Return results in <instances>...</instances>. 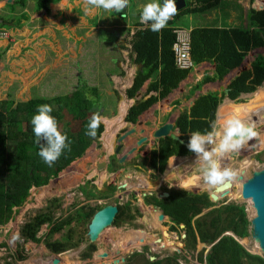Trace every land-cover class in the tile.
<instances>
[{
	"label": "rangeland",
	"instance_id": "rangeland-1",
	"mask_svg": "<svg viewBox=\"0 0 264 264\" xmlns=\"http://www.w3.org/2000/svg\"><path fill=\"white\" fill-rule=\"evenodd\" d=\"M187 1L185 0L186 3ZM256 1L218 0L217 9L209 13H218L215 17L210 16L207 19L205 16L183 15L173 22V26H193L194 29L216 26L222 30H245L248 28L247 18L252 13L251 8L256 7ZM149 2L152 0H129L126 17L113 18L112 12L91 6L86 13L83 0H0V100L11 101L9 109L15 108L17 103L33 98H60L63 110L59 129L67 127L71 133L73 129H78V123L71 121L67 111L76 102V94L79 92L78 80L80 84L83 81L86 87L96 90L97 104L102 106L106 119L113 117L119 107L114 119L102 122L104 125L100 149H96L92 143L79 159L61 170L46 185L36 189L30 188L22 204L11 209L10 217L3 224L0 223V264H50L51 260H56V264H144L155 261L160 264H206L199 259L205 258L212 244L196 242L192 246L186 243L184 228L181 229L180 226H174L173 229L165 226L167 236L163 237L160 229L151 223L152 212L150 208L143 207L140 196L142 192L145 195L150 194L147 198L152 202L154 196L162 200V192L206 194L207 197L210 192L216 193L215 189L207 188L202 179H198L196 188L182 187L184 179L201 175L199 166L193 163L194 154L175 156L180 159L168 163L169 168L167 161L158 168L157 148V154L151 156L149 162L141 160L140 155H137V159L131 158L134 156L132 153L129 162V159H125L124 163L119 164L117 161L120 151L117 146L120 144L117 143V138L129 128H136L139 120L140 126L144 127L143 135L152 139L150 133L158 124L168 121L174 124L182 110L189 108L199 96L209 92L215 93L217 105L223 99L234 105L245 103L257 87L263 84L260 88L264 90V80L253 84V80L243 79L242 84L248 90L251 88L249 93H234L230 97L227 93L224 94L223 90L227 89L234 78L239 75L246 76V68L254 56L264 57V46L251 48L242 57L241 64L233 67L214 61L208 62L209 60L202 62L201 66L195 67L198 72L190 71L189 77L187 75L176 89L150 106L140 117L141 120L136 119L135 123H128L127 127L122 122L127 109L123 101H126L125 92L130 88L136 70L131 61L133 56L129 45L133 40L131 34L134 29H128L126 32V29L116 28L111 24H123L126 18H137L138 8L142 9V6ZM261 3H264V0H261ZM96 29H100V32ZM116 32L118 36L113 39ZM203 39L200 35L195 45L190 43L189 48L201 44ZM205 78L208 83L213 80L212 84L203 82ZM199 81L201 84H198ZM149 82L150 80L144 82L137 91L139 98L145 99L149 95H145ZM132 100L136 101L129 99L130 105ZM236 109L241 119L239 105ZM254 130L258 133L253 139L254 149L248 151L245 145L239 153L221 160V166L228 165L227 168H232L236 173V187L229 184L228 188L232 195L227 194L216 202L210 201L208 197L212 206L202 210L191 220V229H195V222L200 223L202 219L207 221L212 216L206 214L208 211L218 210L230 204L243 205L247 219L250 217L247 203L239 197L240 180L237 178L240 174L243 178L246 177L251 171L250 168H261L264 164V122L259 126L254 125ZM139 148L137 149L141 152L142 149ZM252 151L257 152L254 157L251 156ZM98 152L103 155L96 158ZM152 160L155 161V166H152ZM101 162L111 164L108 175L105 174L104 168H96L95 163ZM86 178L89 180L86 181ZM93 188L97 192H94ZM91 190L93 198H100V194L105 195V198L98 201L100 205L95 203L97 200L87 197ZM86 199L91 200L85 201ZM104 203L120 207L125 204L121 207L119 219L102 230L100 237L94 242L88 241L86 236L90 217L80 218L78 223L63 225L59 231L50 234L48 240L46 237L49 226L48 229L38 228L35 234V238L39 240L37 243H25L20 237L22 226L36 214L49 213L52 220L63 221L71 215L76 217L75 213L81 215L88 210L94 213ZM144 204L146 206L145 202ZM224 233L220 236L232 239L245 253L259 255L251 246L247 228L246 236L239 240L242 245L236 241L239 238L232 233L227 232L234 237ZM67 234H70L68 243L73 246L67 247L61 255L55 253L56 256H52L53 253L45 245L61 241ZM165 237L172 245L156 243L155 240L163 242ZM89 245L92 246L91 250H88ZM166 251H169L167 257L163 255ZM102 254L105 257H101ZM149 258H152V262Z\"/></svg>",
	"mask_w": 264,
	"mask_h": 264
},
{
	"label": "trees",
	"instance_id": "trees-1",
	"mask_svg": "<svg viewBox=\"0 0 264 264\" xmlns=\"http://www.w3.org/2000/svg\"><path fill=\"white\" fill-rule=\"evenodd\" d=\"M198 2V4H201L199 8L189 9L186 7L180 15H176V18L205 11L215 7L217 4V0H198ZM256 3V8L261 6V0H257ZM125 11L126 9L122 10L121 13L112 12V15L114 17H123ZM247 19L248 28L245 30L232 28H228V30H206L203 28L192 30L190 32V43L195 45L200 34L204 38L201 44L190 48V56L194 64L209 60L208 62L214 61L227 67H233L239 64L242 57L251 48L264 46V7L260 11H252ZM171 24L172 22L169 21L168 25L160 32H152L145 27L136 31L133 35L130 50L134 55L131 61L132 64L136 65V71L130 88L125 92L126 98L131 99L146 80H150V82L146 87L145 95L153 94L147 96L142 102H137L128 108L125 116V121L128 123L133 124L140 113L147 110L158 100L165 98L188 73L187 71L178 70L173 65L171 44L174 41V36L171 33ZM215 74L213 73V75ZM245 74L246 76L239 75L230 82L227 87L228 96L232 97L234 93L250 92L251 88L248 90L242 84L243 79H251V81H254L253 84L264 80V57L256 56L251 64V72L246 71ZM203 82L208 83L206 78ZM77 83L79 92L76 94V102L69 107L67 113L70 115L71 121L78 123V129H73V133H70L67 127L59 129L62 133L67 134L71 142L70 150H64L61 157L52 167H48L37 155L39 147L35 143L31 118L35 114L37 105H51L53 107L52 115L56 118L59 128V121L62 118L61 111L63 110L62 100L60 98H33L17 103L13 109H9L11 101L0 100V223H4L10 217L13 207H18L22 204L30 188L46 185L58 172L75 159L80 158L91 142L95 141L102 132L103 126L100 124L95 138L85 135L91 115L97 110L103 116L104 113L102 106L97 104L96 90L86 87L83 81L80 84L78 80ZM198 84H201V82ZM86 94L94 97V101L86 99ZM248 102L250 103L239 105L241 119L248 125L252 123L255 126H259L264 122V108H261L264 106V95L257 92ZM227 103L230 102L226 101L225 104ZM225 104L222 106L224 114H221L220 120L231 115V107H234L233 113L237 115L236 105L232 103L230 106H225ZM216 106L218 107L215 93H208L199 96L189 108L182 110L178 114L174 121V128L179 131V138L184 144L187 145L190 133L193 131L202 133L206 130L211 131L210 126L213 121H216ZM155 153L157 154L154 151L152 156ZM191 154L186 146L168 138L161 139L159 140L157 154L159 160L158 168L163 165L169 156L174 157L167 159L166 164L177 160L178 157L175 156L183 157ZM151 163L152 166H155L154 160ZM235 179L228 183L236 187ZM214 189L216 190V188ZM227 194L232 195L230 191ZM87 197L93 198V192H88ZM99 197L102 199L105 198V195L100 194ZM152 205L158 207L163 215L170 217L171 222L175 226H183L184 241L186 243H190L192 246L196 242L198 244H212L205 258H200V261L203 260L206 264H264L263 259L247 252L245 253L232 239L220 236L223 232H230L239 239H243L246 236L248 223L243 205L230 204L218 210L208 211L206 214L212 216L207 221L202 219L200 223L195 222V229L190 227L191 220L199 215L202 210L209 209L212 206L206 194L192 195L185 194V192H172L168 193L165 199L152 200ZM150 211L153 212L152 210ZM121 212V208H119L114 222L119 219ZM75 215L76 217L71 215V217L65 218L63 221H54L49 213L36 214L28 223L22 226L20 237L25 242L37 243L39 240L35 238V234L38 228L42 225H47L50 226L46 237L48 240L50 234L59 231L63 225H68L70 222L78 223L80 218L86 219L90 217L92 211L88 210L81 215L75 213ZM157 215L153 212L151 220L156 223L161 231H164L165 228L161 226L163 218L158 220ZM69 235L62 237L61 241L48 243L45 247L52 253H62L67 247L73 246L68 243ZM164 235L165 233H163V237ZM166 238H164L162 243L167 246L172 245L165 240ZM87 247L88 250L92 249L91 245ZM144 264H160V262H145Z\"/></svg>",
	"mask_w": 264,
	"mask_h": 264
},
{
	"label": "clouds",
	"instance_id": "clouds-1",
	"mask_svg": "<svg viewBox=\"0 0 264 264\" xmlns=\"http://www.w3.org/2000/svg\"><path fill=\"white\" fill-rule=\"evenodd\" d=\"M83 4H84L86 13L89 11V6L97 8V9H102L109 13L111 12L121 13L122 10L126 9L129 6V0H83ZM261 6L264 7V3H261ZM260 7L258 8L252 7L251 10L254 12L260 11L263 9L262 8L259 10ZM184 9H185V6H184ZM183 10L178 12L175 0H162V3L160 2V0H152V2L146 3L142 6V9L139 13V21H140V24L144 25L147 29H150L152 32H160L162 29H164L168 25V22L170 21L172 22L171 33L174 29H177V28L188 31L189 44H190V32L192 30H196L197 28L195 29L193 28L192 30H190L189 28L173 26V22L179 19V18H176V15H180V13ZM193 68L194 67L190 68L189 70H184V71H187L189 73L190 71L193 70ZM209 83H212V82H209ZM86 99L94 101V97H92L91 95H87V94H86ZM126 100L128 101L129 99H126ZM52 112H53V107L51 105H48V104L37 105L35 114L31 118L32 131L35 136V143L39 147V151L37 155L42 159V161L48 167H52L56 163V161L61 157L64 150L66 149L70 150V143H71L69 141L67 134L62 133L59 130L58 122L56 118L52 115ZM102 122H106V118L101 115L99 110L95 111L91 115V118L87 124L85 135L95 138L97 136V129L99 128L100 124H102L103 126ZM210 127H211V131L206 130L203 133L200 131L191 132L186 147L190 153L194 154L195 159L193 160V163L199 166V171L201 175L196 177V179H202L204 184L208 188L214 189L220 186H224L228 182H231L235 178V175H236V173L232 169L227 168V167H222L221 160L224 159L225 157H229L231 154L239 153L245 145L248 147V151H251L252 149H254L255 141L253 140V138L256 137L258 133L254 130V125L246 124L236 114L230 115L220 121H213ZM102 132H103V129H102ZM102 132L99 134V137L95 141L91 142V144L92 143L94 144L95 148L97 144L101 145L100 139L103 134ZM252 140L254 141V144L252 146H249L248 143ZM136 141L137 140H135L133 144L125 152H123V149L121 146L119 149L121 150L120 157L125 155L131 147H134V144ZM120 144L122 145V141L120 142ZM138 147L141 148V146H138ZM138 147H135V150ZM154 151L157 152V150H154ZM100 154L103 155V153H100ZM256 154H257L256 151L251 152L252 157H254ZM127 156L128 155H126V157ZM169 158L170 156L166 158V161ZM247 158H250V157L247 156ZM99 164H102V162ZM95 165H96V168L98 169L97 167L98 164L95 163ZM252 168L257 169L258 167H252ZM98 170H101V169H98ZM107 172H109V170L108 171L105 170V174H107ZM146 189L148 188L146 187ZM94 192H97V191L95 190ZM165 194H167L168 196V193H165ZM144 195H145L144 192H142V195L140 194L142 199L144 198ZM167 196L165 198H167ZM226 196L227 194H225L222 198H218L217 200H222ZM88 200H91V199H86L85 201H88ZM94 200H97L95 203L99 204L98 201H100L101 199L98 198ZM105 205L107 204L104 203L101 207ZM114 206L117 207L118 205H114ZM113 222H114V219H113ZM40 227H44V229H46L48 226L42 225ZM180 227L181 229L183 228L182 225H180ZM164 233L166 235V232ZM181 238L183 239L184 236H182ZM160 242L161 241L159 240L156 243L160 245ZM59 255H61V253H59ZM52 256H56L55 253H53ZM254 256L261 258L260 255H254ZM202 263H204L203 260H202Z\"/></svg>",
	"mask_w": 264,
	"mask_h": 264
},
{
	"label": "water",
	"instance_id": "water-1",
	"mask_svg": "<svg viewBox=\"0 0 264 264\" xmlns=\"http://www.w3.org/2000/svg\"><path fill=\"white\" fill-rule=\"evenodd\" d=\"M162 3V0H160ZM176 7L178 12L184 9L185 1L184 0H175ZM263 6L259 8L262 9ZM219 91V90H217ZM223 93L226 94L227 90H223ZM139 94L136 93L134 98L137 99L136 102H141L142 99H139ZM135 102H132L131 105H135ZM129 125L128 123H126ZM172 124L166 122L162 125L157 126L151 133L150 137L152 140L166 139L168 138L171 141H175L180 145L186 146L179 139V131L175 130V132H171ZM134 133V128H129L125 131V133L117 139V143L120 144L122 140H124L129 135ZM146 141L145 137H140L134 144V147H131L125 155L118 159V163L124 162L126 155H131L135 151V147L140 146ZM254 141H250L248 143L249 146H252ZM122 145H118L117 148L120 149ZM97 149L101 148L100 144L96 145ZM102 166H99L98 169H102L105 167V163L102 162ZM251 171L248 175L243 179L242 176H238V180L241 181L240 193L239 197L241 200L247 203V206L252 210V215L247 219V233L250 239L251 246L253 249H256L260 255V257L264 261V164L261 168H251ZM229 183H226L224 186H220L216 188L215 193H208V197L210 201L215 202L218 198H222L228 192ZM147 187V186H146ZM148 188V187H147ZM167 194L163 193L162 197L165 198ZM117 208L114 205L107 204L97 211H95L88 224L86 226V236L87 240L90 242H94L99 233L105 228L111 226L113 219L116 215ZM158 220H161L163 216L161 214L157 215ZM159 240H156L158 242ZM101 257H105L104 254ZM52 259V258H51ZM149 261H152V258H149ZM116 262V261H114ZM56 260H51L50 264H56Z\"/></svg>",
	"mask_w": 264,
	"mask_h": 264
},
{
	"label": "crops",
	"instance_id": "crops-1",
	"mask_svg": "<svg viewBox=\"0 0 264 264\" xmlns=\"http://www.w3.org/2000/svg\"><path fill=\"white\" fill-rule=\"evenodd\" d=\"M185 1V0H184ZM199 2H198V0H188L187 1V3L185 2V8L186 7H188L189 9H193V8H199L200 7V5L201 4H198ZM196 4V5H195ZM219 4V2H218V0H217V4H216V6L215 7H213V8H209V9H207V10H205V11H199L198 13H195V14H188L187 16H189V15H191V16H193V15H197L198 17L199 16H205L207 19L210 17V16H212V17H215L218 13H213L212 15H210L209 13H211L212 12V10H216L217 9V5ZM135 10H137V9H135ZM137 11H139V13H140V11H141V9L140 8H138V10ZM204 12H206L205 14H202V13H204ZM139 13H137L136 12V15H137V18H135V19H130V18H126V21H125V23H123V24H119L118 22H113L112 24H111V26L113 25L114 27H116V28H123V29H126V32H127V30L129 29V31H131V29L133 28L134 29V32L131 34V37H133L132 35L136 32V31H138V30H142V29H144L145 28V26L144 25H142V24H140V21H139ZM124 16H125V13H124ZM123 16V17H124ZM190 16V17H191ZM112 17L114 18V15H112ZM122 17V18H123ZM126 17V16H125ZM116 18V17H115ZM189 18V17H188ZM180 19V18H179ZM112 20V19H111ZM113 21V20H112ZM94 26H97L96 24H94ZM193 27V26H192ZM192 27H189V29L190 30H192L193 28ZM182 28H184V27H182ZM197 29H201V28H197ZM203 29H206V30H210V29H220V28H217L216 26H213V27H206V28H203ZM96 31H98V32H100V29H96ZM115 35V37L113 38V39H115L117 36H118V34H117V32H116V34H114ZM125 35V34H124ZM201 35V34H200ZM110 40V39H109ZM130 46H131V41H130V44H129ZM130 52H131V50H130ZM131 56H134L133 54H132V52H131ZM256 56H254L252 59H251V62H249V65H248V67L246 68V71L247 72H251V64H252V62H254V58H255ZM132 59H133V57H131ZM193 61V60H192ZM202 62H207L206 60H204V61H201L200 63H198V64H194V66L192 65V67H194L193 68V71H196V72H198V70H197V68H195V67H197V65H200L201 66V64H203ZM194 63V62H193ZM206 64H208V63H206ZM239 64H241V61L239 62ZM117 65V64H116ZM235 76V75H234ZM187 77V76H186ZM185 77V78H186ZM188 77H189V75H188ZM184 78V79H185ZM200 82V81H199ZM203 84H205V83H203ZM202 84V85H203ZM208 84H212V83H208ZM230 84V83H229ZM261 86H263V84L261 85ZM261 86H259V87H257L256 88V90L250 95V98H249V100L253 97V95L254 94H256L257 92H260L261 94H263L264 95V90H263V88H260ZM176 89V88H175ZM227 90V89H226ZM171 93V92H170ZM153 94V93H152ZM249 100H247L245 103H242V104H249L250 102H248ZM226 101H228V102H230L229 100H227V99H223V100H221V102L218 104V107H217V115H220L221 116V114H224V109H222V106L225 104V102ZM123 102H125L126 103V105H127V107L130 105V101L128 100H126V101H123ZM231 103V102H230ZM242 104H236V108H237V105H242ZM261 108H264V106L263 107H261ZM233 109H234V107H231V113H232V115L234 114L233 113ZM237 110V109H236ZM117 112H119V107H118V109H117ZM126 112V111H125ZM145 113V111L143 112V113H141L139 116H137V120L138 119H140V117L143 115ZM117 115V114H116ZM146 115V114H145ZM116 117V116H115ZM115 117H113V118H111V119H114ZM110 119V120H111ZM141 120V119H140ZM135 123V122H134ZM123 124H126V123H123ZM127 125V124H126ZM127 127H128V125H127ZM143 126H140V121L138 120V122H137V127L136 128H134V133L132 134V135H129L128 137H126L124 140H122V149H123V152H125L129 147H130V145H131V143H133L135 140H137V139H139L140 137H142V136H144L143 135ZM103 141H104V139H103ZM101 144H102V142H101ZM102 155L100 154V152H98L97 153V156H96V158H98V157H101ZM132 155H128L127 157H126V160L127 159H129L130 157H131ZM178 159H180V158H178ZM176 161V160H175ZM175 161H171L172 163L173 162H175ZM170 163V162H169ZM96 164H99V163H96ZM169 164L167 165V167L169 168ZM224 165H222V167H223ZM225 167V166H224ZM227 167H228V165H227ZM167 168V169H168ZM231 169V168H230ZM239 184H240V182H239ZM239 189V188H238ZM211 193V192H210ZM214 193V192H213ZM171 224L170 223H168L167 221H166V219H164L163 218V221H161V226L164 228L165 226H170ZM224 234H227V236H229L230 235V233H227V232H225ZM230 236H232V237H234L233 235H230ZM240 239H236V241H238L239 243H240V241H239ZM241 244V243H240ZM242 245V244H241ZM169 253V251H166V252H163V255L165 256L166 255V257L168 256L167 254ZM174 253V252H173ZM172 253V254H173ZM175 255V254H174ZM207 255V253L205 254V256Z\"/></svg>",
	"mask_w": 264,
	"mask_h": 264
},
{
	"label": "flooded vegetation",
	"instance_id": "flooded-vegetation-1",
	"mask_svg": "<svg viewBox=\"0 0 264 264\" xmlns=\"http://www.w3.org/2000/svg\"><path fill=\"white\" fill-rule=\"evenodd\" d=\"M134 35V34H133ZM132 35V36H133ZM117 64V63H116ZM117 66V65H116ZM135 68H136V65H135ZM136 71V70H135ZM173 91V90H172ZM137 93V92H136ZM135 93V94H136ZM209 93H214V92H209ZM135 94H134V96H135ZM134 96L131 98V99H135L134 98ZM149 96V95H148ZM139 98V97H138ZM127 99V98H126ZM139 99H141V98H139ZM144 99H142V101H143ZM136 101H137V99H136ZM136 101H133L132 100V102H135V103H137ZM141 101V102H142ZM131 107V105H129L128 107H127V109H126V112H127V110H128V108H130ZM146 111V110H145ZM126 112H125V115H124V117H123V119H122V122L123 123H128V122H126L125 121V116H126ZM143 113V112H142ZM141 114V113H140ZM139 114V115H140ZM138 115V116H139ZM178 116V115H177ZM137 118V117H136ZM177 118V117H176ZM136 122V121H135ZM169 123H171L170 121H168ZM172 124V128H171V132H175V130H177L176 128H174V124L173 123H171ZM159 125H162V123L161 124H158L157 126H159ZM121 129H123V128H121ZM142 137H145V139H146V141L143 143V144H141L140 146H141V149H142V151L140 152V150H138V149H136L135 150V152L133 153L134 154V156H132L131 158H136V157H138L137 155H140L141 157H139L141 160H146L147 162H149L150 161V159H151V156H152V154H153V152H154V150H156L157 148H159V140H161V139H159V140H152V139H149L147 136H142ZM179 137H180V134H179ZM180 139V138H179ZM151 140V141H150ZM164 140V139H163ZM150 142H152L151 144H150ZM147 146H148V148H147ZM139 148V147H138ZM119 151H121V150H119ZM140 152V153H139ZM130 158V159H131ZM130 159L127 161V162H129L130 161ZM137 159V158H136ZM107 160V159H106ZM126 162V163H127ZM99 166H102L101 164H98L97 165V167H99ZM110 167H111V164L109 163V162H107L106 164H105V167H104V169L106 170V171H108V169H110ZM136 167V166H135ZM84 178H85V176H84ZM89 179H91V177L89 178ZM89 179H85L86 181H88ZM90 182V181H89ZM91 183V182H90ZM93 187V186H92ZM93 190L95 191V189L93 188ZM92 191V190H91ZM93 192V191H92ZM150 195V194H149ZM148 194L147 195H144V198L142 199V203H143V207H148V208H150V210H152L153 212H155L156 214H161L162 216H163V218L164 219H166V221L168 222V223H170L171 225H170V229H173L174 228V226H175V224L174 223H172L171 222V219H170V217H167V216H165V215H163L161 212H160V210H159V208L158 207H156V206H154V205H152V202H150L148 199L149 198H147V196H149ZM154 198V200H159V198H157L156 196H154L153 197ZM163 199H165V198H163ZM144 202L146 203V206H145V204H144ZM121 206H124V204H122ZM117 208V212H118V209L119 208H121L119 205L116 207ZM152 208V209H151ZM155 209V210H154ZM177 227H179L180 225H176ZM161 231V230H160ZM165 232V230L162 232L161 231V233L163 234Z\"/></svg>",
	"mask_w": 264,
	"mask_h": 264
},
{
	"label": "built area",
	"instance_id": "built-area-1",
	"mask_svg": "<svg viewBox=\"0 0 264 264\" xmlns=\"http://www.w3.org/2000/svg\"><path fill=\"white\" fill-rule=\"evenodd\" d=\"M172 34L174 36L171 45L173 65L178 70H189L193 64L190 56L188 31L177 28L172 31Z\"/></svg>",
	"mask_w": 264,
	"mask_h": 264
},
{
	"label": "bare ground",
	"instance_id": "bare-ground-1",
	"mask_svg": "<svg viewBox=\"0 0 264 264\" xmlns=\"http://www.w3.org/2000/svg\"><path fill=\"white\" fill-rule=\"evenodd\" d=\"M192 64H193V66H194V63H193V61H192ZM232 103H227V104H225V106H230ZM220 119H221V116L220 115H217V112H216V121L218 120V121H220ZM110 119H106V121H109ZM104 125V124H103ZM182 159H186V158H182ZM240 173V172H239ZM240 176H241V174H240ZM235 177H236V175H235ZM245 178V177H244ZM243 178V179H244ZM241 179H240V184H239V186L241 187ZM179 184V183H178ZM198 186V179H196V177H193V178H186V179H184V181L182 182V187H192V188H196ZM181 187V188H182ZM240 187H239V189L238 190H240ZM214 191H216V190H214ZM215 195H216V193H215ZM249 208V207H248ZM151 214H153V212L151 213ZM249 216H251L252 215V210L249 208V214H248ZM150 220H151V218H150ZM151 223H153L154 224V226H156V227H158L157 225H156V223L154 222V221H152L151 220ZM155 228V227H154ZM127 233V232H126ZM142 235H144V234H142ZM100 237V235L98 236V238ZM160 244H162V245H164V246H167V245H165V244H163L162 242H160ZM249 250V249H248ZM256 251V254H258V251L257 250H255ZM16 264H21V262H17Z\"/></svg>",
	"mask_w": 264,
	"mask_h": 264
}]
</instances>
